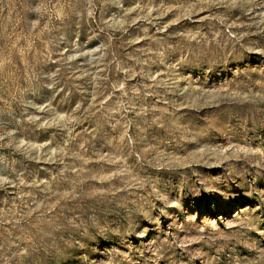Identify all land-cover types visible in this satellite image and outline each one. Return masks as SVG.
<instances>
[{
	"label": "rangeland",
	"instance_id": "obj_1",
	"mask_svg": "<svg viewBox=\"0 0 264 264\" xmlns=\"http://www.w3.org/2000/svg\"><path fill=\"white\" fill-rule=\"evenodd\" d=\"M0 264H264V0H0Z\"/></svg>",
	"mask_w": 264,
	"mask_h": 264
}]
</instances>
